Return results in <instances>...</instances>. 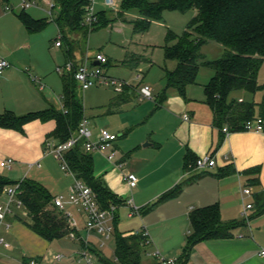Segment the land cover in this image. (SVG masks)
<instances>
[{"label":"crops","instance_id":"1","mask_svg":"<svg viewBox=\"0 0 264 264\" xmlns=\"http://www.w3.org/2000/svg\"><path fill=\"white\" fill-rule=\"evenodd\" d=\"M41 3L44 2L41 1L40 6ZM57 48H63V44ZM88 57L89 66L98 65L94 58ZM1 59L9 61L8 56ZM91 59H94L92 65ZM84 62L81 60L76 65ZM67 63L69 61L64 56L63 65L57 67L64 68ZM172 63L174 70L176 63ZM32 77L27 68H17L11 64L0 75V117L7 112L23 116L51 107L63 110V100L59 104L52 97L41 94L46 85L40 90ZM206 85H200L197 78V83L188 87L186 98L173 88L167 89L170 90L169 95H161L154 108L148 104L143 108L137 107L135 99L141 100V97L132 87H127L124 93L114 97L106 108V114H113V131L104 129L118 136L114 143L118 155L113 163H109L100 153L106 163L101 165L94 160L95 176L101 178L107 188L125 202L118 209L119 218L120 211H125L127 217L124 222L127 232L124 233L144 229L149 232L153 243L147 253L158 250L167 258L177 259L179 264H264V211H260L264 208V133L229 131L226 134L216 127L214 113L206 102ZM131 90L135 92L131 93ZM245 95L241 93L233 97L245 100ZM87 115L85 108L84 116L88 120ZM186 115L188 120H185ZM88 122L96 139L101 129L93 126L91 120ZM55 128L53 120L32 121L24 126L22 132L0 126V163L5 159L14 161L11 169L0 166V177L17 167L23 169V163L14 160H23V156L33 160L28 165V172L34 168L40 169L42 162L50 156L44 154V148L48 140L55 141L48 139ZM223 129L228 127L224 126ZM134 135L137 137V141L134 140L137 148L134 151L122 150L120 142ZM189 154L193 159L212 154L216 166L205 171H187L186 158ZM226 170L231 172L221 176ZM129 173L138 177V185L134 189H130L125 180V175ZM70 177L74 181V177ZM178 186H181V192L176 198L157 203L164 194ZM248 188L251 193L247 195L244 191ZM4 199L2 192L0 202ZM130 201L132 204H129ZM248 204L252 208L246 210L245 216ZM214 205L219 207L223 223L237 222L239 226L229 238L199 242L188 259H182L192 232L190 214ZM134 207L138 212L129 218ZM23 216L24 213H19L9 218L12 227L4 235L10 247L0 245V264H30L32 260L39 264H56L55 257L64 255L59 253V248L68 255H64L67 259L64 264H75L85 242L98 251L99 237L87 233L84 217L77 211L73 212L76 223L73 228L79 239L76 241L64 238L49 242L19 221L20 218L25 220ZM118 228L120 231V223ZM84 234L86 238H83ZM64 241L72 242V248ZM57 243H60L58 249ZM106 248L98 251L104 258ZM146 254L147 262L144 263L154 264Z\"/></svg>","mask_w":264,"mask_h":264},{"label":"trees","instance_id":"2","mask_svg":"<svg viewBox=\"0 0 264 264\" xmlns=\"http://www.w3.org/2000/svg\"><path fill=\"white\" fill-rule=\"evenodd\" d=\"M53 2L54 9L58 11L54 23L58 27L62 44L63 41L66 42L65 54L68 61H74V44L67 42L66 32L77 34L87 29L83 20L88 1L53 0ZM0 3L4 5L9 3V0H0ZM166 11L196 12L181 35L171 31L168 33L164 46L165 60L175 62L176 67L174 70H165L167 89L173 88L186 98L188 87L197 83L200 69L208 67L213 71V76L205 87L206 102L214 113L216 127L223 130V127L227 126L228 132H246L244 126L248 121L256 118L264 121V83L259 84V75L264 64V0H122L121 10L117 14L123 20L127 15H137L134 29L138 33H143L154 21L161 20ZM98 17L99 21L93 27L100 23L99 28H102L111 23L106 11L99 12ZM18 18L31 33L41 31L47 25L46 20H35L26 10H23ZM90 30L92 32L95 29L90 27ZM210 42H216L224 48L222 58L215 61L207 60L202 48ZM76 67L62 76V111L51 107L23 116L7 112L0 117V126L22 132L24 126L32 121L53 120L56 128L48 139L59 143L67 142L85 119L84 104L74 78ZM260 91L263 92V97L259 104L246 100L240 102L239 98L233 97L241 93L255 96ZM197 159H193L190 154L187 155V171L194 170L190 166L194 167ZM65 160L74 177L94 191L103 209L116 207L117 210L114 213L115 259L107 260L92 249L98 261L102 264H144L145 238L133 232L119 231L118 209L125 202L115 196L101 178L95 176L93 155L84 152L80 142L65 155ZM230 172L226 170L221 176ZM10 185L15 183L0 177V194ZM180 192L181 186H178L164 194L157 203L176 198ZM20 198L31 222L21 218L19 221L43 239L52 242L64 239L72 232L76 233L69 220L54 208L52 194L40 183L22 180ZM260 211H264V208ZM189 218L192 232L181 257L184 260L188 259L192 249L199 242L229 238L232 231L239 226L237 222L223 223L217 205L193 211ZM84 247L85 243L82 244V248Z\"/></svg>","mask_w":264,"mask_h":264},{"label":"rangeland","instance_id":"3","mask_svg":"<svg viewBox=\"0 0 264 264\" xmlns=\"http://www.w3.org/2000/svg\"><path fill=\"white\" fill-rule=\"evenodd\" d=\"M52 1L46 0L41 3L43 8L31 7L26 9V12L33 19L46 20L47 22L46 27L36 33L29 32L18 18V15L23 11V0H9V3L4 5L0 3V57L8 56V62L12 66L27 68L33 77H40L43 84L45 83L44 85H46L45 91L41 92V94L52 97L60 104L62 100L61 78L63 74H58L56 67L57 65H63L64 56L67 57L65 54L67 47L64 41L63 48L59 49L55 46V39L61 37L59 36L58 27L54 23L57 11L53 10V19L47 12L50 11L48 2ZM101 3L102 0L97 1L96 11H106L108 13V20L111 22L108 26L99 28V23L96 27H91L95 29L92 32H90V27L77 34L66 32L67 42L74 44L75 50L74 61L71 60L73 61L71 71L74 70L79 61L86 60L87 56L94 58L97 53H101L109 60V65L105 67V72L109 77L125 82L128 87L136 89V93L139 94L141 87L145 85L153 88L151 99H135L137 107L143 108L146 104H148L147 106L152 105L153 108L156 107L157 99L164 93L166 96L170 93V90H167L164 72V68H167V70L173 69V63L166 61L164 54L168 33L171 31L181 35L187 29L196 12L166 11L163 13L162 19L154 21L146 32L138 33L134 29V23L138 19L137 15H127L125 20H123L117 14L121 10L122 1L116 9L104 8ZM11 6L13 9L7 10V7ZM202 53L207 60L215 61L222 58L224 48L216 42H210L203 46ZM93 60L91 59L90 63ZM212 75L213 71L210 68H201L198 74V83L200 85L208 84ZM263 83L264 64L259 75V84L262 85ZM38 90L37 92L40 91ZM130 92L134 93L135 91L131 90ZM78 93L88 111L87 116L90 118L88 120L92 121V125L97 129L108 128L113 131V114H106V108L113 101V98L118 97L120 94H117L111 87H94L86 92L78 90ZM262 97L263 92L260 91L255 96L245 95V100L259 104L262 101ZM256 112L258 113V107H256ZM127 113L126 115H128ZM115 132L118 133V130ZM135 135L120 142L119 146L122 150L134 151L137 148L138 145H134V140L137 141ZM92 155L94 160H98L101 165L106 163V160L99 152H94ZM22 159L14 160L23 163L22 166L24 168L19 169L17 167L16 170L7 171L3 178L18 184L23 180H21L22 177H27L25 179L36 181L47 188L53 198L59 194H67L72 188L74 184L73 178L66 174L60 162L52 156H48L42 162L40 169L34 168L30 172H28V165L33 162L32 158L23 156ZM26 215L23 216L24 219L31 222ZM120 216V232L124 233L127 232V227L124 225L127 220L125 211H120ZM83 238H86V234L83 235ZM64 243H67L72 248V242L64 241ZM57 244L56 247L58 249L60 243ZM58 251L66 257L68 256L66 253L61 252L63 251L62 248H59ZM115 252L116 241L114 236L104 252L107 260H114ZM65 261L67 259L60 263L56 262V264H64ZM144 262H147L145 255L143 257ZM95 264L101 263L97 261Z\"/></svg>","mask_w":264,"mask_h":264},{"label":"built area","instance_id":"4","mask_svg":"<svg viewBox=\"0 0 264 264\" xmlns=\"http://www.w3.org/2000/svg\"><path fill=\"white\" fill-rule=\"evenodd\" d=\"M46 0H23L22 10H26L31 7H41L40 2ZM88 5L84 16L83 24L87 27H93L99 21L98 13L96 11L98 0H87ZM122 0H102L101 5L104 8H118ZM50 11L48 15L53 19L54 2H48ZM7 10H12V7H7ZM57 11V10H56ZM58 12V11H57ZM57 14V13H56ZM55 46H62V39L58 38L55 42ZM89 57L87 56L84 63L76 67L74 78L78 84V89L85 92L93 87H111L118 94L124 93L128 85L120 80L111 78L105 72V67L109 65V60L101 53H97L94 57L98 65L90 67L88 63ZM10 67V63L4 59L0 60V75ZM73 68L72 62L66 64L63 67H57L56 71L59 74L65 75ZM33 82L39 85L40 90L44 89V84L38 77H32ZM153 94V88L150 86H143L140 89L141 99H151ZM240 102L243 100L240 99ZM185 120H188V116H185ZM244 129L246 132L264 133V121L261 118H256L252 121H248ZM223 132L228 134L227 129H223ZM118 136L111 133L107 129H101L97 138H94L93 132L90 128L87 119H84L80 124L76 133L65 143H59L48 140L45 143L44 154L53 156L60 162L62 169L66 174L74 175L71 173L69 166L65 160V155L78 143L82 142V148L86 153L99 152L104 155L109 163H113L116 159L118 152L114 148V143L117 141ZM106 151L108 153H106ZM14 164L13 159H5L1 161L0 166L5 169H11ZM40 167V164H37ZM216 161L212 154H206L197 159L195 166H190L191 169L196 171H205L215 168ZM125 180L130 189H134L138 185V177L134 173L125 175ZM5 199L0 202V245L6 248L10 247V243L7 241L4 232L8 231L12 227V222L9 220L11 216L19 213L24 215L29 214L23 201L20 198V183L7 186L4 191ZM245 194H250L251 190L248 188L244 191ZM129 204H132L130 201ZM54 208L61 212L70 222L72 227L76 225L73 220V212L77 211L84 217L85 230L90 235H96L99 237V243L97 245L98 251L105 249L111 239L115 235L114 227V213L117 211L116 207L111 209H103L98 201V198L94 191L83 181L77 180L74 177V184L67 194H59L53 198ZM135 208V207H134ZM252 205L246 206L244 215L246 216V210L251 209ZM138 209L131 210L129 218L137 214ZM29 217V215H26ZM73 220V222H72ZM140 234L145 238L144 251L147 253L149 247L152 245V239L149 232L144 229L134 232ZM68 238L76 241L79 240L76 233L72 232L68 235ZM92 246L89 242H85V247L80 250L75 259L77 264H95L98 261L97 256L91 251ZM95 250V249H94ZM97 251V250H96ZM97 251V252H98ZM101 254V253H100ZM147 257H150L154 264H178L177 259L167 258L158 250L147 253ZM264 255V251L262 252ZM57 262H62L65 259L64 255H57L55 257ZM99 262V261H98ZM30 264H39L38 261L32 260Z\"/></svg>","mask_w":264,"mask_h":264},{"label":"water","instance_id":"5","mask_svg":"<svg viewBox=\"0 0 264 264\" xmlns=\"http://www.w3.org/2000/svg\"><path fill=\"white\" fill-rule=\"evenodd\" d=\"M97 64H98V63H97ZM97 64H96V65H97Z\"/></svg>","mask_w":264,"mask_h":264}]
</instances>
